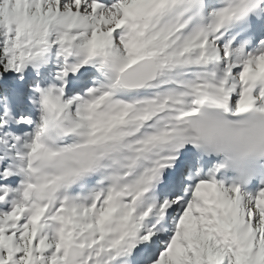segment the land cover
Wrapping results in <instances>:
<instances>
[{
  "label": "snow or ice",
  "instance_id": "snow-or-ice-1",
  "mask_svg": "<svg viewBox=\"0 0 264 264\" xmlns=\"http://www.w3.org/2000/svg\"><path fill=\"white\" fill-rule=\"evenodd\" d=\"M264 0H0V264H264Z\"/></svg>",
  "mask_w": 264,
  "mask_h": 264
},
{
  "label": "clouds",
  "instance_id": "clouds-1",
  "mask_svg": "<svg viewBox=\"0 0 264 264\" xmlns=\"http://www.w3.org/2000/svg\"><path fill=\"white\" fill-rule=\"evenodd\" d=\"M243 158L245 161L264 163V135L244 150Z\"/></svg>",
  "mask_w": 264,
  "mask_h": 264
}]
</instances>
